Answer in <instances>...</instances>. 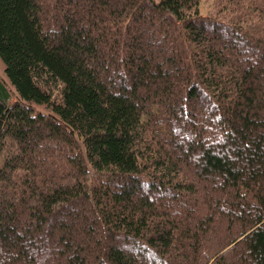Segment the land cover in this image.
Returning a JSON list of instances; mask_svg holds the SVG:
<instances>
[{"label":"trees","instance_id":"obj_1","mask_svg":"<svg viewBox=\"0 0 264 264\" xmlns=\"http://www.w3.org/2000/svg\"><path fill=\"white\" fill-rule=\"evenodd\" d=\"M0 0V264H264V0Z\"/></svg>","mask_w":264,"mask_h":264},{"label":"rangeland","instance_id":"obj_2","mask_svg":"<svg viewBox=\"0 0 264 264\" xmlns=\"http://www.w3.org/2000/svg\"><path fill=\"white\" fill-rule=\"evenodd\" d=\"M154 1H159V0H154ZM218 2H219L218 0H202L200 3L201 14L203 16H206V15L210 14L211 12H215ZM0 79L4 80L8 84V86L11 88V90H12L11 102H14L17 94H16L15 90L13 89V87L11 86L10 81L6 75L5 65H4L1 57H0ZM2 161H3V157L0 156V164L2 163Z\"/></svg>","mask_w":264,"mask_h":264}]
</instances>
